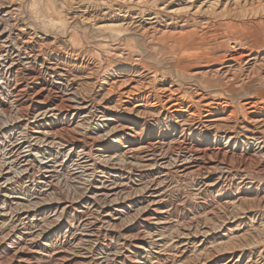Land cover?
I'll use <instances>...</instances> for the list:
<instances>
[{
    "label": "rangeland",
    "instance_id": "1",
    "mask_svg": "<svg viewBox=\"0 0 264 264\" xmlns=\"http://www.w3.org/2000/svg\"><path fill=\"white\" fill-rule=\"evenodd\" d=\"M261 1L262 3L260 4ZM261 1H254V4L249 3L246 7L247 10L233 11L228 17L213 19L210 18L211 16H206V14H204L205 17L203 18H199L197 15H195L196 18L195 16L190 17L187 31L189 33L194 31V36H197V40L200 41L204 30L208 31L209 28H211L209 31L217 27L221 28L220 33L225 36L233 34L231 35L233 38L246 33L245 29L257 32L260 37H263L264 41V0ZM1 3L4 4H2V7H4L2 13L4 15H0V45L3 46L5 40L11 34L14 47L19 46L23 53L27 52L38 57L37 63H33L30 67L35 69L32 74L38 73L36 76L38 80H36L37 84L34 85V89L45 87L44 91L46 94L48 93L46 100L49 103L55 101L54 103L62 104L63 102L66 107H68L69 103H74L77 106L86 107L78 108L77 114H70L64 117V120L56 121V123L54 121V124L49 120L45 124L48 128L53 125L57 126L55 129L59 130L61 136L66 139L76 138L80 142L77 145L76 154H78L77 151L80 149V145L85 147L91 145L88 139L89 136L100 137L109 130V127L117 124V122L111 121L110 126H104L100 122L101 112L105 106L100 99L108 92L109 86L106 84L107 82L110 83L116 79L127 78L134 83L138 81L147 83L150 80V82H155L157 86H169L170 84V77L163 74L166 71L162 73V71L158 70L159 61L164 57V51L156 48H162L164 45L177 46L178 44L173 43V41L180 29L171 28L170 31H173L170 32V28L166 27V21L171 23L173 21L166 17L164 13L153 14L152 12L156 10H154L155 5L151 0L144 3L145 5L141 4V6L130 0H1ZM124 3H126V6H124ZM180 3V1L174 2L172 7L180 8L183 6V3ZM127 5L130 8L135 6L133 8L135 11L148 12H143V17L135 14L134 20H137L136 23L139 25L141 22L142 25L141 28L138 27L136 30L139 29L142 32L144 28L152 29L157 26L153 32L152 30L149 31V34L144 39L134 31L138 24H134L131 27L128 36L119 39L116 35L110 37L112 33L99 31L90 26V24H84L85 22L80 23L78 20L72 22L71 16L85 11L86 7H90L87 9L89 11L99 9V7L106 11L108 8H115L116 10L123 6L127 9ZM223 6H220L218 12H221ZM7 10H13L15 14L8 16ZM5 14L7 15L5 16ZM3 16H5V20ZM251 16L252 19H250ZM157 18L161 20L159 21ZM209 18L213 20L207 22ZM178 21L180 20L178 19ZM178 23L182 25L181 23H184V21ZM214 23L216 24L214 25ZM228 24L231 25L230 28H228ZM204 27L208 28L205 29ZM209 31L204 36L208 39L210 34H215L214 31L210 33ZM227 37H224V39ZM29 40L33 44L28 45L27 41L29 42ZM261 47L253 48L255 52L258 51L260 53L258 57L260 62L264 57V46ZM3 48L7 49L6 47ZM206 49L208 52L218 54V51H215L212 46H207ZM13 56H15V53ZM254 56L256 57V55ZM9 63L3 60L0 61V68L2 67L0 74L7 70ZM46 67L57 69L59 74L61 72L60 84L55 83V79L53 80L42 73V70ZM27 70L25 68L21 69L17 75L18 78H12L8 83L9 85L6 84L0 75V100L6 99L7 89L11 88L16 81L31 83L28 79L29 76L27 77ZM36 70L41 72H36ZM156 72L157 77L154 81L153 78ZM255 77L252 81L245 83V91L244 89L239 91V84H237L235 86L237 90L235 89L233 93L223 92L218 89L209 90L205 93L209 95L224 93L234 101L243 100L251 95H258L257 97L263 99L264 65ZM151 79L153 80L151 81ZM194 81L191 83L197 84ZM94 85L97 88L95 87L91 94L88 90ZM69 86L71 88L78 87L79 90L75 91L73 89L75 91L73 92ZM68 90L74 93L72 96H75L73 102L64 100L65 97L69 96ZM118 96L115 92L108 96V104L114 106L119 98ZM62 97L64 99L61 102ZM124 99L125 97H122V101ZM131 103H129L130 107L135 101ZM92 106H95L96 111L94 114L86 116L88 109ZM231 109L232 107L226 109L225 116L228 115L227 113ZM38 112L39 108L34 105L32 107L26 106L21 114L26 117L28 113L29 117L32 118ZM108 112L115 113V120L118 121V124L123 123L135 126L134 128L140 130L142 134H137L135 137L127 136L121 143L114 142V138L104 140V148H99L94 157L99 161L110 159L108 164L122 166L123 170L120 171L123 173H107L106 177L99 173L100 169L97 168L92 185L93 187H100L103 182L107 185H122L123 191L120 194L124 196L125 200H128L126 201L127 203L125 202L119 208L120 210H114L113 215L100 218L99 214L93 213L95 205L90 196L78 205L75 217H72V213L69 210V215L67 214L64 221L47 234L46 238L42 239L39 237V239L37 238L34 241L31 238L39 233L37 225L43 224L42 220H33L35 221L34 224H27V228H23L22 231L15 234L12 240L7 241L3 238H5L7 233L13 232V222L9 214L3 218L0 217V243L1 245L3 244L0 254L4 255L6 253L4 255L7 258L6 260H12L11 264H61L64 258L65 264H264V159L256 155L254 151H250L247 153L248 155H243V161L246 163H240L241 157L226 158L224 161L225 165H223L224 169L217 168L218 170H214L207 182H201L195 174H185L172 169V171L165 170L164 172H159L155 168L149 169L153 154L160 155L172 145L182 141L181 131L172 127L175 121L168 119L167 122L162 120L161 124H156L152 122L150 116L137 117L135 113L125 112L121 108L108 110ZM7 113L10 112L8 111ZM11 114L12 117L10 114L8 115H10L9 118L12 120L18 116L14 115V113ZM34 129H38V127L36 126ZM242 130L241 133L244 132ZM15 132L17 133V128ZM30 137V139L26 138V140L28 139L27 143H33L38 146L39 141L37 139L34 140L32 136ZM206 137L208 136L206 135ZM185 138L189 148H207L209 146L208 148L212 149L214 146L211 141L212 138L208 141H206L207 138L196 136H189V138L186 136ZM225 140L222 139V142H225ZM102 141L100 142L102 143ZM8 144L9 142H6L0 146V155L4 156L3 153L8 148ZM161 148L163 149L162 151H160ZM63 153L64 150H60L59 154H55L56 157L51 156L50 158H52L53 165L59 171V175L56 178L61 182L60 185L62 184L56 190V196L66 199L68 196L73 195L76 186L80 187L84 186V184H82L83 180L79 174L74 178V169L80 170L77 167L79 165H76L79 163V157L75 155L69 160ZM252 153L255 154L254 157ZM250 154L252 156H249ZM121 158L123 161H120ZM241 164H245V166ZM153 177L162 182V184L156 195L150 197L145 194L142 186L153 179ZM24 183L22 182V184L20 183L16 186L14 191L17 193H13V197L17 199H13V205L17 203L28 205L29 202L40 197L41 192L38 190L39 188L35 187L36 184L34 182L25 180ZM152 200H155L156 203L149 206ZM8 207V205H4L1 209L6 210ZM46 207L42 213H38L37 217L45 219L46 213L44 212L51 214L54 205ZM141 210H145L146 215L142 216ZM5 217H8V219H5ZM69 219H72V221L74 219V222L67 223ZM104 219L107 220L105 221ZM44 225H46V222H44Z\"/></svg>",
    "mask_w": 264,
    "mask_h": 264
},
{
    "label": "bare ground",
    "instance_id": "2",
    "mask_svg": "<svg viewBox=\"0 0 264 264\" xmlns=\"http://www.w3.org/2000/svg\"><path fill=\"white\" fill-rule=\"evenodd\" d=\"M130 1L134 2L138 6H141V4L147 3L150 0ZM151 1L155 5L154 10H156L152 12L153 14L159 15L164 13L166 17H169L173 21L172 23L166 21V27L170 28L169 31L171 30V28L180 29L178 34H176L177 36L175 35L176 38L173 41V43L178 44L177 46L164 45L162 48H156L157 50L164 51V59L162 58V60L159 61L160 64L158 65V70L162 71V73L163 71H166L163 74L164 76L166 74L170 77V84L169 86H157L155 85V82H150V80L147 83H145L144 81V83L142 81L134 83L127 78H123L122 80L116 79L110 83H106L104 81L109 87L108 89L106 88L108 92H106L102 96V98L100 97V101L103 105L105 104V106L103 107L104 110H102V112L100 111L101 119H99L104 126H110L111 121H115L117 122V124L114 125L113 123L114 126L109 127V130L106 131V133H104L100 137L89 136L88 139L90 140L91 145H89L88 147L80 145V149L77 151L78 154H76L75 151L77 145L80 142L77 141L76 138L66 139L61 136L59 130L55 129L57 126L55 127V125H53L48 128L45 126V124H47L46 122H49V120H51L52 124H54V121L56 123V121L58 122L59 120H64V117H67L70 114H77L78 108L86 107H83L81 105L77 106L74 103H69L68 107H66V104L62 102V99H64V97L61 98L62 104L54 103L55 101L52 103L47 102L46 96L48 93H45V87L34 89V85L37 84L36 80H38V78L36 76L38 73L32 74V71H34L35 69H32L30 67L33 65V63L37 61L38 57L36 55H30L27 52L23 53L21 47L19 46L14 47L12 45L13 41L11 38V34L5 40L3 46L0 45V61L3 60L5 62H10L7 66V70L5 72H1L0 74L6 84H8L12 78H16L18 73H20L21 69L24 68L26 70L29 68L26 73H28L27 77L29 76L28 79L30 80L29 82H31L23 83L20 81H16V83L11 88L7 89L6 99L0 100V146H2V144L6 142H9V144L7 145L8 148L6 147L7 149L3 153L4 156L0 155V157L2 156L0 158V217L3 218L4 216H8L9 214V217H11L10 219L13 222V232L7 233L5 235V238H3L4 240H12L15 234H18L20 231H22L23 228H27V224H34L36 220H42L43 224L41 223L42 225H37V227H39V233L36 236L34 235L31 240H37V238L39 239V237L42 239L46 238L47 234L52 232L60 223L64 221V219L67 217L68 212L71 211L72 217H75V211L78 208V205L82 203L83 200L88 199L90 196V198L93 199L92 202L95 205L93 213L99 214L100 218H106L107 216L113 215L114 210L119 209L126 201H128L125 200L124 196L120 194L123 191L122 185H107L104 182L100 187H93L92 185L94 173L96 172L95 170L97 168L100 169L99 173H102L106 177L107 173L121 174L122 171L120 170H123L122 166L120 165L108 164L110 159H106V161H99L97 158L94 157L95 153L99 150V148H104V140L114 138V142L121 143L124 139H126L127 136L135 137V135L137 134H142L140 130H136V128H134L135 126H130L128 124L123 123L118 124V121L115 120V113H109L108 110H115L121 108L125 112L127 111L135 113L137 117L150 116L152 122L156 124H161L160 122L162 120L167 122L168 119H173L175 121V124L173 123L172 127H174L175 130L179 129L181 131L182 141H179V143H177L176 145H172L167 151L162 152L160 155L153 154V160L151 164H149V169L155 168L156 170H159V172H164L165 170H177L185 174H195L201 182H207L209 180L210 174L214 170H216L217 168L224 169L223 165H225L224 161L226 158H242L243 155H248L247 153H249L250 151H254L256 155L264 159V98L261 99L257 97L258 95H254L256 97L251 95L243 100L241 99L239 101H234L233 99L228 98L224 93H217L215 95H209L205 93L209 90L215 89L222 90L223 92L233 93V91L236 89L235 86L237 84H239V91L244 89L246 87L245 83H247L248 81H252L256 74H258V72L260 71V68L264 65V57H260L262 58V61L260 62V59H258L260 53L258 51L255 52L253 50V48H257V46H264L263 37H260L259 34H257V32L255 31L244 29L246 33H242L240 34V36H237V31V37L233 38L231 36L233 34H228L226 35L228 37L224 39V37L226 36L220 33L221 28L217 27L211 30L212 32L214 31L215 34H210L209 39L204 36L208 34V31L211 28H209L208 31L204 30L203 37L201 36V40L198 41V37L196 36V38L194 36V31L190 33L187 31L189 27L188 20L190 17H194L195 15H197V17L199 18H203L205 17L204 14H206V16H211L210 18L213 19L226 16L228 17L231 15V12H239V10L245 11L247 10L246 7L249 3L254 4V1L260 2L261 0ZM178 1L183 3V6H179L180 8L172 7V4ZM261 3L262 1L260 2V4ZM2 4L3 3H1L0 0V15L3 14L2 12L4 9V7H2ZM222 5H224L223 9L221 10V12H218V9ZM119 6H121V4H119ZM124 6H126V3H124ZM124 6L119 7L116 10L115 8L113 9L107 7L108 9L106 11L100 9V7V10L97 8L95 10L93 9L92 11H89L87 9H89L90 7L87 8L85 6V11L75 13V15L71 16V18L73 19L72 22L74 20H78L80 23L85 22L84 24H90V26L94 27L99 31L112 33L110 34V37L116 35L119 39H121L130 34V29L134 24H138L136 23L137 20H134L135 14L136 16L143 17L142 15L144 12H142V10L140 12L135 11V9H133L135 6L133 8H130L127 5V9ZM7 13L8 16L15 14L13 10H7ZM6 15L7 14H5V16ZM5 16H3L4 18L2 17L4 20ZM253 17L255 18V16ZM210 18L209 20H207V22L213 20ZM178 19L182 22L184 21V23H181L182 25H180V23H178L180 21L177 22ZM250 19H252V16ZM243 20L245 19L243 18ZM215 24L216 23H214V25ZM243 24L246 25L245 23ZM141 26L142 25L140 22V25L138 24V26L135 27L134 31L143 39L149 34V31L152 30L153 32V30H155V27H157L154 26V28L152 29L147 27L144 28L142 32L139 29L136 30L138 27L141 28ZM228 26V28H230L231 25L228 24ZM211 31H209V33ZM27 43L28 45H30L32 41L29 40V42L27 41ZM207 46H212L213 48H215L214 50L218 51V54L215 52H208L206 49ZM3 47H6L7 49H4ZM2 48L4 49V52ZM261 49L263 48L261 47ZM14 53L15 56H13ZM254 55H256V57ZM0 71H2V67L0 68ZM36 72L39 71L36 70ZM42 73L45 76L51 77L53 80L55 79V83H61L60 79L62 74L60 72V75L57 69L54 70L53 68L46 67L42 70ZM156 75L157 72L153 78L154 81L157 77ZM153 79H151V81ZM193 80H195L197 84H192L191 82ZM71 84L73 85V83ZM95 87L97 88V86L95 85L92 86L88 90V92L92 94ZM70 89H74L75 91L79 90L78 87H70ZM74 90L73 92H75ZM73 92H71V90H68L69 96L65 97L64 100H67V102H73L75 97H72L74 95ZM114 92L119 95V98L117 99L116 104L112 106L108 104L109 100L107 98H109L108 96H110ZM122 97H125L124 101H122ZM133 101H135V103L132 105V107H130L129 103ZM34 105L35 107L39 108V112L37 113V115L30 118L28 113L26 117L21 114V112L24 110V108H26V106L32 107ZM94 107L95 106H92L88 109V114L86 116L94 114V112L96 111V108ZM228 107H232V109L229 113H227L228 115L225 116V111ZM8 111L10 113H7ZM11 113H14V115L18 116H16L12 120L9 118L10 115L12 117ZM8 122L10 123L6 124ZM36 126L38 127V129H34V127ZM16 128L18 134L15 132ZM241 129H243V133H241ZM206 135L208 137H206ZM30 136L34 137V140L37 139V141H39L38 146L33 143H27L28 139L31 138ZM186 136L187 138H189V136L207 138L206 141L212 138L211 141L214 146L213 148L211 147L212 149L208 148L209 146L207 148H189L187 147L188 144L186 143ZM26 138L28 139L26 140ZM222 139H226L225 142H222ZM101 140H103L102 143L100 142ZM60 150H64L65 156H67L69 160L75 155L79 157V163H77L76 165H79L77 167L80 170L74 169V178H76V175L79 174L83 180L82 184H84V186H76L73 195L68 196L66 199L63 197L56 196V190L62 184L60 185L61 182L56 178L59 175V171L56 169V166L53 165L54 162L52 158H50L51 156L56 157L55 154H59ZM162 150L163 149L161 148L160 151ZM249 156L252 155L250 154ZM254 156L255 154L253 155V157ZM120 161H123V159L121 158ZM241 162H245L243 161V158L240 159V163ZM243 166H245V164ZM25 180L32 183L34 182L36 184L35 187L39 188L38 190L41 192H39L40 197H38L36 200H33L32 202H29L28 205H25L23 203H17L13 205V199H17L13 197V193H17L14 190L18 184H22V182L24 183ZM161 184L162 182L158 181V179H154L153 177V179L145 183V185L142 187L144 189L145 194L150 197H154L159 191ZM22 188L24 187L22 186ZM155 203L156 201L152 200L149 203V206L154 205ZM4 205H8L9 207L6 210H2L1 208ZM48 205H54V209L51 211V214L53 215L50 216V213L44 212L46 213L45 219L37 217L38 213H42L44 208H47L46 206ZM140 212L142 216L146 215L145 210H141ZM5 219H8V217H5ZM68 221L69 222L67 223L70 224L72 219H69ZM44 222H46V225H44ZM72 222H74V219ZM29 229L31 230V228ZM2 246L3 244L1 245L0 243V250L3 248ZM4 255L0 254V264H11L12 260H6L7 258ZM64 259L62 260V263L60 262L61 264H65ZM20 261L22 260L20 259Z\"/></svg>",
    "mask_w": 264,
    "mask_h": 264
}]
</instances>
